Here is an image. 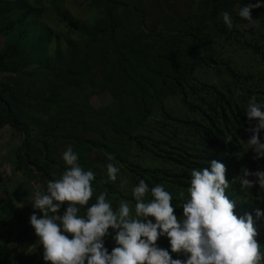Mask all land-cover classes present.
<instances>
[{"label":"trees","instance_id":"trees-1","mask_svg":"<svg viewBox=\"0 0 264 264\" xmlns=\"http://www.w3.org/2000/svg\"><path fill=\"white\" fill-rule=\"evenodd\" d=\"M92 1L106 7V18L87 24L59 0H0V74L6 75L0 78V129L9 125L24 132V147L16 146L14 154L23 179L35 181V191L43 192L46 182L55 178L50 169L58 165L49 156L53 146L48 139L70 137L72 149L83 150L79 162L95 174L89 204L104 192L114 209L122 199L131 208V187L144 179L172 193L179 219L191 169L208 167L216 159L225 165V179L230 181L226 195L235 201L234 211H264V194L257 185L241 189L231 182L243 168L264 171V157L253 159L247 149L250 133L245 129L250 125L244 112L249 97L264 101V7L251 9L255 25L246 28L248 22L237 10L256 0H195L183 15L170 9L169 0H153L149 8L167 7L173 23H153L123 37L115 20L119 11L124 17L138 16L141 23L148 12L121 0ZM225 11L233 20L231 29L223 23ZM72 33L89 40L82 59L73 47ZM99 36L109 37L113 53L100 69V92L111 96L115 109L100 124L84 117L72 125L60 108L83 112L92 107L65 96L60 80L93 71L90 59ZM67 54L71 59L63 62ZM39 80L45 85L36 84ZM71 125L74 130L68 131ZM226 135L232 136L227 143ZM107 163L119 168L115 181L107 180ZM2 191L0 264H45L42 246L28 223L30 214L6 198L4 186ZM254 226L264 252V216H254ZM156 243L168 248L165 237ZM105 246H114L111 237L105 238Z\"/></svg>","mask_w":264,"mask_h":264},{"label":"clouds","instance_id":"clouds-1","mask_svg":"<svg viewBox=\"0 0 264 264\" xmlns=\"http://www.w3.org/2000/svg\"><path fill=\"white\" fill-rule=\"evenodd\" d=\"M261 7L264 0L238 8V17L248 22L246 28L255 25L251 9ZM221 17L231 29L229 13L225 11ZM244 112L250 125L245 129L250 133L247 149L253 152V159H260L264 157V101L249 97ZM231 140V135L224 137L225 143ZM61 159L66 167L59 178L49 179L45 190L35 191L28 201L33 209L28 223L42 246L45 264H264L254 226V216L259 220L264 211L254 208L242 215L234 211L235 201L226 195L230 181L225 179L222 162L212 159L208 167L191 169L178 219L172 193L162 184L150 186L144 179L131 187V208L122 199L114 209L104 192L89 204L94 172L81 167L71 146L61 153ZM118 172L117 166L106 164L108 181H115ZM231 182H238L241 189L255 184L264 194L262 170L243 168ZM106 237L114 242L111 250L105 246ZM160 237L167 239V249L156 243ZM170 252L184 258H172Z\"/></svg>","mask_w":264,"mask_h":264},{"label":"rangeland","instance_id":"rangeland-1","mask_svg":"<svg viewBox=\"0 0 264 264\" xmlns=\"http://www.w3.org/2000/svg\"><path fill=\"white\" fill-rule=\"evenodd\" d=\"M47 4H49L50 0H44ZM63 6L67 7L76 17L85 21L87 24L97 23L98 21H102L106 18V7L104 5H95L92 0H59ZM123 2L134 4L140 7L142 10L148 12V17L145 18V21L141 23V19L136 16L134 19L129 16L124 17L119 11V13L115 16V20L119 22V35L123 37H127L131 32H142L144 29L148 28L150 24H157L159 26H165L169 23H173L171 21V17L169 15V10L167 7L155 6L154 9L149 8V4L153 0H121ZM170 9L173 10L174 13L183 15L187 11L189 5L193 4L195 0H169ZM157 19H162V21L157 22ZM58 24L59 21L56 20ZM71 38L75 41L73 47L76 51L80 52V59L85 56L86 50L88 47L87 38L79 39L77 33L69 34ZM99 40L95 43V57L91 58V62L93 63V71L89 73L87 76H75L73 79L68 81L60 80V82L64 85L63 94L72 98L82 105L86 104L91 109H86L83 112L75 111L74 109H70L66 106V109H62V115L64 117L72 118V125L75 124L78 120L86 117L87 120L94 124H100L104 121L106 114L111 110L115 109V103L113 102L111 96L108 93L100 92L99 85V77H100V69L103 65H106L112 58L113 53L110 47L109 37L107 36H99ZM3 43V38H0V48ZM86 44V45H84ZM86 46V47H85ZM90 56L86 59L88 60ZM71 59V55H64L63 62ZM6 76L1 73L0 78ZM28 78V77H26ZM32 81V80H30ZM38 85H45L43 80H39L36 82ZM70 101V100H68ZM92 110H97L98 113L92 112ZM71 126H68V131H73L74 129ZM64 135V133H61ZM25 135L22 129H13L11 126L6 125L0 129V173L4 177L3 185L0 184V196L4 193L2 191L3 186L5 190H7L6 198H12L14 202L23 209L26 213L30 214L32 212V208L30 203L28 202L31 198V195L35 192L36 182L32 181L31 184L28 183L19 171L16 170L15 165V148L18 145H23L24 147V139ZM58 139V140H57ZM58 141H52L48 139L50 144L53 146L52 151L49 152V156L57 162V166H53L50 169L51 175L55 178H59L62 171L65 169L66 165L61 159V153L66 149V147L71 146L70 142L71 138H57ZM73 151L77 153L79 156L83 154L82 149L73 148ZM89 155V156H88ZM87 156L90 157L92 153L89 152ZM82 168L87 169L84 164H81ZM37 171V170H36ZM2 183V182H1Z\"/></svg>","mask_w":264,"mask_h":264}]
</instances>
